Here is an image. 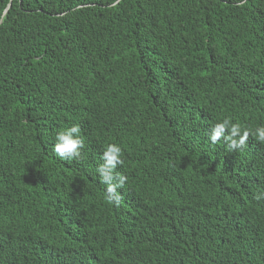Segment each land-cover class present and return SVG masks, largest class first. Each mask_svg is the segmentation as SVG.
Listing matches in <instances>:
<instances>
[{
    "label": "trees",
    "instance_id": "trees-1",
    "mask_svg": "<svg viewBox=\"0 0 264 264\" xmlns=\"http://www.w3.org/2000/svg\"><path fill=\"white\" fill-rule=\"evenodd\" d=\"M260 127L264 0H0V264H264Z\"/></svg>",
    "mask_w": 264,
    "mask_h": 264
},
{
    "label": "clouds",
    "instance_id": "clouds-1",
    "mask_svg": "<svg viewBox=\"0 0 264 264\" xmlns=\"http://www.w3.org/2000/svg\"><path fill=\"white\" fill-rule=\"evenodd\" d=\"M80 131L79 126L74 125L58 132L53 148L54 154L61 160H79L81 156L80 149L84 147L83 140L79 138ZM241 132L242 129L238 123L233 124L230 119L225 118L222 123L215 124L211 129L210 141L212 144H216L223 138L227 142L228 149L230 151H236L244 147L250 135L248 130H243L242 135ZM254 135L259 142L264 143V127L256 129ZM121 156V148L115 144H109L103 152L102 159L104 163L97 169L100 182L107 185L106 203L110 205L114 204L117 207L120 204V197L116 194V188L123 187L127 181V177L114 174L116 167L123 164L120 158ZM255 198L260 200L264 196L258 195Z\"/></svg>",
    "mask_w": 264,
    "mask_h": 264
}]
</instances>
